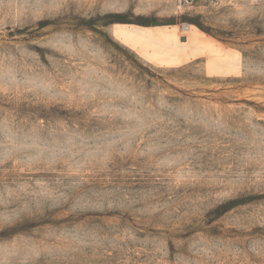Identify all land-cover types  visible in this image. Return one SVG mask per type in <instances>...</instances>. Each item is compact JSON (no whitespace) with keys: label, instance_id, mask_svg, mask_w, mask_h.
<instances>
[{"label":"rangeland","instance_id":"rangeland-1","mask_svg":"<svg viewBox=\"0 0 264 264\" xmlns=\"http://www.w3.org/2000/svg\"><path fill=\"white\" fill-rule=\"evenodd\" d=\"M0 264H264V2L0 0Z\"/></svg>","mask_w":264,"mask_h":264},{"label":"built area","instance_id":"built-area-1","mask_svg":"<svg viewBox=\"0 0 264 264\" xmlns=\"http://www.w3.org/2000/svg\"><path fill=\"white\" fill-rule=\"evenodd\" d=\"M239 1L242 0H177V4L183 7H192L203 3L210 5H223V4L237 3ZM243 1H247L251 4H256L262 1L264 2V0H243Z\"/></svg>","mask_w":264,"mask_h":264},{"label":"water","instance_id":"water-1","mask_svg":"<svg viewBox=\"0 0 264 264\" xmlns=\"http://www.w3.org/2000/svg\"><path fill=\"white\" fill-rule=\"evenodd\" d=\"M181 41L184 42L185 41V38H181Z\"/></svg>","mask_w":264,"mask_h":264}]
</instances>
